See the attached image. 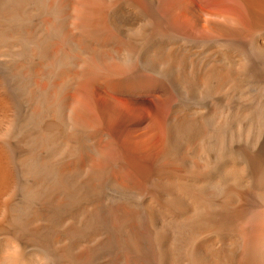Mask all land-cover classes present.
Returning a JSON list of instances; mask_svg holds the SVG:
<instances>
[{
  "label": "bare ground",
  "instance_id": "obj_1",
  "mask_svg": "<svg viewBox=\"0 0 264 264\" xmlns=\"http://www.w3.org/2000/svg\"><path fill=\"white\" fill-rule=\"evenodd\" d=\"M260 69L264 0H0V264H264Z\"/></svg>",
  "mask_w": 264,
  "mask_h": 264
},
{
  "label": "rangeland",
  "instance_id": "obj_2",
  "mask_svg": "<svg viewBox=\"0 0 264 264\" xmlns=\"http://www.w3.org/2000/svg\"><path fill=\"white\" fill-rule=\"evenodd\" d=\"M259 74L261 76L263 75L262 77H264V69H262V70L260 69L259 70ZM245 91H246V94H244ZM242 92H243L242 95H240V97L242 99L239 97L238 100H237L239 102L235 103L233 105L232 117H231V119L229 121L230 124H228L229 127H227L225 129L226 131L224 130V133H223L224 139L222 141V145H223V147L224 146H228L229 148L226 147L228 149H233V148L237 147V148L241 149L244 152L250 153L252 151L251 153L254 152V153H262V154H264V135H263L264 134V123H263V121H264L263 120L264 119V99H263L264 98V86H261V87H258V86H255V85H251L250 87L247 86V87L243 88ZM251 99H252V101H251ZM261 100H262V102H261ZM260 117H262V118H260ZM250 120H252V121H250ZM261 120H263V121H261ZM238 123H239V125H238ZM233 135H234V137H233Z\"/></svg>",
  "mask_w": 264,
  "mask_h": 264
},
{
  "label": "clouds",
  "instance_id": "obj_3",
  "mask_svg": "<svg viewBox=\"0 0 264 264\" xmlns=\"http://www.w3.org/2000/svg\"><path fill=\"white\" fill-rule=\"evenodd\" d=\"M34 264H54V260L47 253H38L34 257Z\"/></svg>",
  "mask_w": 264,
  "mask_h": 264
}]
</instances>
